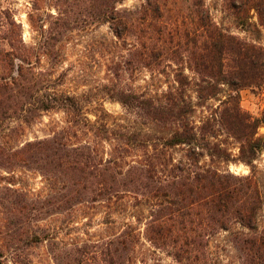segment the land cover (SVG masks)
<instances>
[{
	"label": "trees",
	"instance_id": "trees-1",
	"mask_svg": "<svg viewBox=\"0 0 264 264\" xmlns=\"http://www.w3.org/2000/svg\"><path fill=\"white\" fill-rule=\"evenodd\" d=\"M125 1L32 0V42L23 39L12 11L0 9V167L11 173L35 165L61 183L44 208L25 194L14 201L15 224L39 222L50 207L100 203L124 219L121 232L105 242L106 264L137 260L142 239L175 264H194L220 232L230 233L239 264H264V186L255 166L264 152L258 135L264 110L251 117L239 94L264 90V47L220 27L206 0L123 7ZM221 2L240 29L253 4L264 29V0ZM91 25H106L111 34L106 50L114 75L144 70L167 80L155 93L121 92L117 101L130 121H110L104 110L105 119L91 121L88 99L57 88L54 68L63 55L55 37ZM49 112L63 113L64 125L42 138L14 140ZM229 164L249 172L236 174Z\"/></svg>",
	"mask_w": 264,
	"mask_h": 264
},
{
	"label": "rangeland",
	"instance_id": "rangeland-1",
	"mask_svg": "<svg viewBox=\"0 0 264 264\" xmlns=\"http://www.w3.org/2000/svg\"><path fill=\"white\" fill-rule=\"evenodd\" d=\"M141 1L126 0L123 7L137 6ZM31 2L0 0V9L9 8L14 19L21 23L26 42H32L35 36L27 18ZM206 4L215 22L224 30L252 45L264 47V29L259 24L253 4L248 8L244 30L238 28L235 19L222 7L221 0H206ZM49 12L54 13V10ZM110 39L111 34L106 25L77 28L55 37L54 42L60 48L63 59L60 62V58L54 60L59 62L54 68V78L61 91L90 101L86 112L91 121L105 119L103 110L111 116L110 121L116 117L119 118L118 122L124 118L130 121L133 116L126 115L125 109L117 101L121 92L125 91V95L127 91L147 93L151 90L155 93L166 88L167 80L152 77L144 70L114 75L109 70L111 57L106 50V40ZM48 62L46 57L41 58L43 68L47 67ZM61 73L64 74L62 80H57ZM239 94L242 110L253 118L260 117L264 110V90L244 89ZM65 120L66 116L61 112L46 113L31 126L25 127L24 133L14 140L42 138L51 134L56 127L64 125ZM258 135H264V124L258 128ZM228 147L236 153L233 144ZM255 166L257 178L264 186V152ZM35 167H19L11 173L0 167V264H106L101 256L106 247L105 242L118 235L123 228L124 219L118 209L109 210L100 203L79 204L72 209L62 210L50 207L48 214L42 216L43 220L39 222L24 220L21 224H15L19 213L11 208L14 201L25 194L33 206L44 208V200L52 199L56 189L61 186L60 182L55 183V180L42 176ZM229 169L236 174L249 172L242 164H229ZM31 234L41 238L44 234L49 236L46 240H33ZM230 239L229 232L213 236L204 258L194 264H239L238 254ZM134 251L137 260L125 264H175L166 250L154 248L143 239Z\"/></svg>",
	"mask_w": 264,
	"mask_h": 264
}]
</instances>
